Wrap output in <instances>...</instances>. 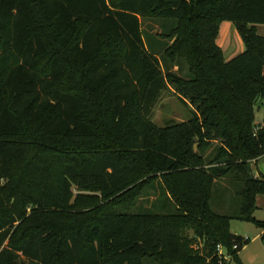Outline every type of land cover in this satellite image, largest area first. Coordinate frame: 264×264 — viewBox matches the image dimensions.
Returning a JSON list of instances; mask_svg holds the SVG:
<instances>
[{
    "label": "trees",
    "instance_id": "obj_1",
    "mask_svg": "<svg viewBox=\"0 0 264 264\" xmlns=\"http://www.w3.org/2000/svg\"><path fill=\"white\" fill-rule=\"evenodd\" d=\"M151 17L176 20L159 57L141 27ZM224 21L245 46L228 60ZM256 24L264 0H0V264H218L219 244L242 264L232 219L258 225L264 245V175L248 164L264 155ZM167 91L191 117L158 126ZM229 178L235 215L211 205ZM156 181L175 212H129Z\"/></svg>",
    "mask_w": 264,
    "mask_h": 264
},
{
    "label": "rangeland",
    "instance_id": "obj_2",
    "mask_svg": "<svg viewBox=\"0 0 264 264\" xmlns=\"http://www.w3.org/2000/svg\"><path fill=\"white\" fill-rule=\"evenodd\" d=\"M141 27L143 30L145 46L156 56L163 53L165 47L170 43V40L165 36L168 32L175 27L176 20L173 18H140ZM257 33L264 36V24H256ZM218 43L224 52L225 58L228 60L235 55L239 54L245 49L243 40L234 24L230 21L221 23ZM162 60V56L160 57ZM163 69L167 71L172 70L188 77L187 66L183 61H178L175 64L165 63L162 60ZM262 104L259 102L256 111V123L260 124L263 114V109L260 110ZM192 107L180 101L171 92H166L159 103L155 106L153 111L152 120L158 126H165L168 124H176L187 121L191 117L190 110ZM219 147V143L212 141L206 151L205 155L211 157ZM232 174V173H231ZM240 181L231 178L226 180H218L215 186L214 195L211 200V205L214 210L220 213L235 215L239 212L241 197L231 194L234 188H237ZM160 182L156 181L155 184L146 188L144 193L137 198V201L130 207L131 213H145V212H161L173 213L175 208L171 207L166 198L160 194ZM77 191L74 189V194ZM160 194L159 199L157 196ZM254 217L258 221L264 222V195L257 196ZM159 203V204H158ZM261 229L254 222H248L238 219L230 221V233L234 237L235 243L239 244V258L242 264H264V245L259 236ZM189 235L193 236L192 231ZM248 236V243L243 242V238ZM143 264H154L152 258L143 259ZM230 264H240L238 261L233 260Z\"/></svg>",
    "mask_w": 264,
    "mask_h": 264
},
{
    "label": "built area",
    "instance_id": "obj_3",
    "mask_svg": "<svg viewBox=\"0 0 264 264\" xmlns=\"http://www.w3.org/2000/svg\"><path fill=\"white\" fill-rule=\"evenodd\" d=\"M249 240L248 236L243 238V242L246 243ZM233 250L238 249V245L234 244L232 246ZM215 255L218 260V264H230L233 261V255L228 253V251L225 249L224 246L221 244L217 245L216 250H215Z\"/></svg>",
    "mask_w": 264,
    "mask_h": 264
},
{
    "label": "crops",
    "instance_id": "obj_4",
    "mask_svg": "<svg viewBox=\"0 0 264 264\" xmlns=\"http://www.w3.org/2000/svg\"><path fill=\"white\" fill-rule=\"evenodd\" d=\"M218 42V41H217ZM219 46L221 45L220 43H218ZM221 47V46H220ZM263 109V106L260 108V110ZM263 118V114L261 116L260 119L258 120H262ZM257 120V119H256ZM249 167L251 168L254 177H258L260 174L264 175V155L259 157L256 160H253L251 162L248 163ZM258 198V197H257ZM256 198V199H257ZM261 235V231L259 233V236ZM249 241V240H248ZM248 241L246 242V244L248 243ZM239 254V253H238Z\"/></svg>",
    "mask_w": 264,
    "mask_h": 264
}]
</instances>
